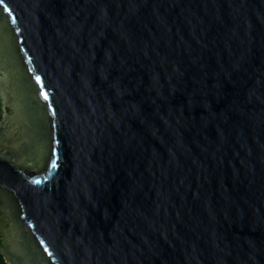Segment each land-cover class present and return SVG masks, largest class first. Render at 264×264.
Returning a JSON list of instances; mask_svg holds the SVG:
<instances>
[{
	"label": "water",
	"instance_id": "1",
	"mask_svg": "<svg viewBox=\"0 0 264 264\" xmlns=\"http://www.w3.org/2000/svg\"><path fill=\"white\" fill-rule=\"evenodd\" d=\"M0 97L8 264H264V0H4Z\"/></svg>",
	"mask_w": 264,
	"mask_h": 264
},
{
	"label": "snow or ice",
	"instance_id": "2",
	"mask_svg": "<svg viewBox=\"0 0 264 264\" xmlns=\"http://www.w3.org/2000/svg\"><path fill=\"white\" fill-rule=\"evenodd\" d=\"M0 4H4V0H0ZM5 10H9V9L7 8L6 5H5ZM39 79H40V78L37 77V81H38V82H39ZM44 98H45V99H48V94H47L46 92L44 93ZM51 167H52L53 169L56 167V163H55V161L52 162ZM33 182L36 183V184L41 183V181H40L39 179H36V180H34Z\"/></svg>",
	"mask_w": 264,
	"mask_h": 264
},
{
	"label": "trees",
	"instance_id": "3",
	"mask_svg": "<svg viewBox=\"0 0 264 264\" xmlns=\"http://www.w3.org/2000/svg\"><path fill=\"white\" fill-rule=\"evenodd\" d=\"M1 112H2V109H1V97H0V117H1ZM0 264H8V263L4 260V258H3V256H2L1 253H0Z\"/></svg>",
	"mask_w": 264,
	"mask_h": 264
},
{
	"label": "flooded vegetation",
	"instance_id": "4",
	"mask_svg": "<svg viewBox=\"0 0 264 264\" xmlns=\"http://www.w3.org/2000/svg\"><path fill=\"white\" fill-rule=\"evenodd\" d=\"M0 237H1V235H0Z\"/></svg>",
	"mask_w": 264,
	"mask_h": 264
}]
</instances>
